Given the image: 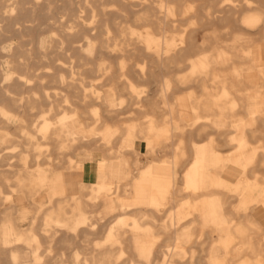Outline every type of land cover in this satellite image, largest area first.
Listing matches in <instances>:
<instances>
[{"label": "bare ground", "instance_id": "1", "mask_svg": "<svg viewBox=\"0 0 264 264\" xmlns=\"http://www.w3.org/2000/svg\"><path fill=\"white\" fill-rule=\"evenodd\" d=\"M242 8L252 10L242 13ZM57 10H62V21L59 28L53 29L55 36L48 48L60 55L64 46L87 39L86 55L80 56L86 66L93 65L85 60L93 54L89 40L98 43L104 54L95 70L98 78L112 89L110 93L115 99L110 101L109 91L87 84L88 76L75 71L70 72L64 86L72 89V93L61 88L53 93L46 90L44 96L53 99L48 105L42 101L39 90L17 93L13 91L17 81L19 84L27 81L39 84L46 79L57 84L65 81L61 74L54 73L58 64L56 67L52 63L34 64L45 62L49 55L41 53L33 58L32 43H21L24 54L20 55L14 47L7 49L0 42V57L10 58L6 64L11 65L14 74L1 75L0 70V79L9 84L4 89L0 86L2 98L10 102L14 99L16 108L25 113H33L39 105L46 122L35 124L34 128L55 147L46 154L43 149L46 145L26 134V144L35 145V165H30L28 155L21 158L16 188H11L10 177L5 176L9 187L5 202L9 206L0 202L3 210L0 264H120L126 253L131 264H139L135 258L149 263L159 255L157 244L163 235L156 231L172 238L174 235V243L168 242L163 256L182 258L193 246L205 254L210 246L213 250L210 264H264V194L252 197L253 190L258 188L253 181L255 177L260 178L264 187V175L257 170L258 167L264 170V109L251 110L247 104L249 99L256 98L257 92L264 99V26L259 29L264 25V0H0V40L7 35L35 39L45 32L43 21H57ZM237 14L240 26L248 31L212 28L202 42L194 41L193 36L212 21ZM130 20L137 25L126 22ZM37 45L39 49L45 47L43 38H39ZM236 62L242 72L237 86L240 93L245 86L250 87L247 96L230 91L229 77L214 76ZM183 63L189 65V73L163 77L159 91L162 102L147 99L144 104L135 80L152 78L148 71ZM22 69L25 72L21 73ZM195 83L200 90L193 97ZM217 83L220 90L215 86ZM172 89L174 100L170 99ZM124 91L128 92L130 107L135 106L130 110L131 116L139 118L128 127L116 122L109 125V117L113 118L121 109L117 106L123 103ZM92 96L98 99V105L92 103ZM91 105L94 108L90 109ZM11 114V106H0L4 120ZM75 116H81L85 128L95 134L92 139L71 130L76 118L67 119ZM172 124L178 127L174 159L160 153L170 147ZM1 134L2 144H9L10 133ZM156 134L163 137L151 139ZM123 136L147 140L148 155L162 162L158 166L163 168L185 162L190 148L193 163L177 191L180 195L189 192L191 197L180 204L175 214L170 213L166 221L159 223L154 213L126 207L122 199L132 196L131 186L109 184L98 173L99 160H116L124 153L131 154L134 172L139 173L143 164L140 153L135 148H122L119 142ZM203 137L208 139L196 141ZM215 140L217 144L213 145ZM225 146L229 149L223 154L221 149ZM77 148L82 153L66 158L67 153ZM156 184L161 190L162 182ZM207 184L213 190L208 195L204 193L209 188ZM223 189L231 195L227 200L221 196ZM13 191L21 193L30 203L21 201L18 207L13 205ZM230 198H241L240 209L252 204L251 212L237 221L235 214L226 213L233 204L228 201ZM205 203L211 206L209 211H201ZM33 210L29 226L21 228L17 221L28 220ZM96 212L98 217L94 215ZM111 214L119 216L112 220L108 230L106 220ZM189 217L193 218L192 223L180 228ZM96 235L103 241L100 249L92 246ZM15 243L21 244V248ZM56 244L63 249L54 254ZM6 258L8 261L3 262Z\"/></svg>", "mask_w": 264, "mask_h": 264}, {"label": "crops", "instance_id": "2", "mask_svg": "<svg viewBox=\"0 0 264 264\" xmlns=\"http://www.w3.org/2000/svg\"><path fill=\"white\" fill-rule=\"evenodd\" d=\"M19 85V83H18ZM17 87H13V91ZM27 88V87H26ZM19 89V86H18ZM28 89V88H27ZM108 96L110 101L114 100L115 97L108 92ZM18 104V102H17ZM45 105H48L49 103H45ZM248 107H251L252 110H254V107L258 108L260 106V103L257 98H251L247 102ZM11 106L13 114H11V117L7 119H3L2 116L0 115V157H1V162H0V189H4L5 195H9V187L5 183L6 177H10L11 179V188H16L17 186V179L19 178V167L21 163V158L24 157L25 155H28L30 158L31 166L35 165V145L32 143L26 144V134H30L32 138H36L37 136V131L35 130L34 126L36 122L43 123V119L41 117V114L36 116L35 113H31L30 111L28 113L21 112V110L17 107L16 104L14 103V99L10 102L8 98H2L0 97V106ZM160 117V116H159ZM161 119V117H160ZM159 119V120H160ZM116 122V116L113 118L109 117L108 123L109 125L114 124ZM73 125H71V130L75 131L78 133V135L84 134L87 137H90L91 139L94 137L95 134L90 133V131L85 128L83 125V120L82 119H76L73 121ZM3 131H7L10 133V138L11 141L8 144L7 148H10L12 151V168L9 170L8 168L5 169V161H4V155L8 154L6 152V148L2 144V137L1 133ZM176 133H178V127L175 124H172L170 126V147L168 149L161 150L160 153L163 155L169 156L172 159L175 157V146L177 144V138H176ZM163 135L161 134H156L153 136L151 139H161ZM89 138V139H90ZM208 138L203 137L199 138L196 141L199 143L205 142ZM228 139V138H227ZM221 140V139H220ZM223 140V139H222ZM127 145H130V147L136 148L137 142H143L146 145V152H140L141 155L147 154L149 152V142L147 140L143 139H129L125 140ZM227 141V140H226ZM229 143V139L227 141ZM217 144V140L214 141L213 145ZM214 148V147H213ZM229 149L228 146H225L224 148L221 149L223 154L227 153V150ZM78 152L82 153L79 148L77 150L67 153L66 158L68 156L74 157ZM7 156V155H6ZM143 163V161H142ZM193 163V156L192 152L190 151V148L188 150V157L185 162L182 164H177L174 162L171 167L169 168H163L162 166H158L163 164L162 162H156L153 159V156L149 158L146 162H144L140 168L139 173L136 175L134 172V167H133V158L127 159V158H121V159H107V160H99L97 163V171L101 175V178L105 179L109 184L113 185H121L122 187L130 185L132 189V196L130 197H123L122 201L124 205L130 209H139V210H144L150 213H154L156 216V219L158 220L159 223L162 221H166L168 218V215L175 214V212L178 210L180 207V204L186 201L189 197H191V194L189 192H182L180 195L177 190H179L183 185V176L185 173L188 171L189 167ZM8 165V164H6ZM259 175L263 174L264 175V170L260 169L259 167L257 168ZM262 171V172H261ZM6 176V177H5ZM162 182L161 190H159V186H157L156 182ZM255 184L258 185V188L255 187L252 193L253 198H259L263 196L264 194V187L260 182L259 177H255L253 179ZM209 188L207 191H204L205 194L208 195L211 194L213 191L212 188H210V185L207 184ZM221 196L223 199L227 200L228 197L231 195L229 192H227L226 189H223L220 191ZM12 199L11 203L17 204V207L21 201H28L24 200L23 197L21 196V193L13 191L12 194ZM207 199V197H205ZM6 201L5 197L2 196L0 193V202ZM230 203H233L231 205V209H227L226 213L232 212L235 214V218L237 221H240L243 216L251 212V207L252 204H249L246 206V208H239V203L241 202V198L238 200V198H230L228 200ZM7 206H9V202L7 201ZM202 207V206H201ZM210 205L205 203V206L201 208V211H209L210 210ZM187 208L184 209L186 212ZM3 210L0 209V217L2 216ZM95 216L98 217V212L94 214ZM119 215L116 214H111L107 217L108 221V230L112 227V220L115 221L116 218ZM192 217H189L186 219V222L183 226L180 228H183L184 226H188L192 223ZM105 221V220H104ZM18 223V221H17ZM157 234L163 235L162 242L158 243L157 245V252L159 255L154 256L151 261L146 263L143 259L141 258H135L136 261H138L139 264H210L212 260V251L210 246L206 248V253L201 254L200 250L197 246H193L189 248V254L188 257L184 258L183 260L179 259H173V258H168L165 259L163 257V252L167 250V245L169 244L168 242L174 243V235L173 238L172 236H166L165 234H161V232H157ZM207 237V236H206ZM172 240V241H170ZM235 242H237L235 240ZM95 248V247H93ZM128 251H130V247L128 246ZM127 251V252H128ZM129 253V252H128ZM129 254H125V256L121 259L120 264H131V259L129 257Z\"/></svg>", "mask_w": 264, "mask_h": 264}, {"label": "rangeland", "instance_id": "3", "mask_svg": "<svg viewBox=\"0 0 264 264\" xmlns=\"http://www.w3.org/2000/svg\"><path fill=\"white\" fill-rule=\"evenodd\" d=\"M74 7H76V5H74ZM220 7H217L216 9L220 10L219 9ZM223 10L225 11L226 8H223ZM252 8H242L241 11L242 13L243 12H246L248 13L249 11H251ZM61 12L62 10H57L56 11V15L55 17L57 18L56 20L57 21H48V19L46 21H43V23L45 24V32L41 35H37L35 39L33 40H29V39H19V35H10V36H4V39H1L0 42L3 43V46L6 47L7 49H10V47H14V49H16V54H24L21 50V43L23 45H27L29 43H32L30 45V47L34 50L33 51V58H35L36 55H40L41 53H46L49 55V57L53 58V59H45L44 61L45 62H40V63H35L34 61V64H49V63H52L53 66H55L56 64L57 65V68H55L56 70L54 71V73H59L61 74V76H63V79L65 82H63V84H57V83H53V82H49L47 79L44 80L43 83H39V84H35V83H32L31 81H27V82H23V83H20L18 85V81L16 82L17 84V88H15V92L17 93H22L23 91H25L27 88V90L29 92L33 91L35 92L36 90H39L40 93H41V96L43 97L41 100L42 101H45V103H49V101H53V99H51L50 97H46L44 96V94H46V90H48L47 92L48 93H53L55 89H58V88H61V89H66L65 91H68L70 93H72V89L69 91L68 88H64V86H66V81H68V75L70 74V72H84L87 76H88V82L87 84H90V85H93L97 88H102V90L104 92H107V91H112V89L105 85V83L98 78V73L96 72L95 68V64L98 62L99 60V57L104 54V52L102 51V49L100 48V46L98 45V43H96L95 41L93 40H89L90 42H92V46H93V54L91 57H85V60L86 61H89L91 63H93V65H86V66H83L82 64V61L80 60V56L81 55H86V43L88 42L87 39H82V40H78L75 44H72L71 45H68V46H64L63 47V50H60V55H57L56 51H54V49L52 48H48V43L50 40H52L53 36L54 35V32H53V29H57L60 27V22L59 21H62V19H60V16H61ZM240 14H237L236 17H233V18H225L223 17L222 19H216L214 21H212V24L210 25H206L204 28H202L200 30V32L196 33L194 36H193V39L195 42L197 43H200L203 41V39L205 38V36L210 32V30L212 28H219L220 30H225L227 27H230V31H248L247 29H245L244 27H241L240 24H239V20H240V17H239ZM222 16H224V13L222 14ZM63 22L66 23L67 22V19H63ZM128 22L129 24H135L134 21H126ZM137 25V24H135ZM264 25H262V27H260L259 29L263 28ZM258 29V30H259ZM117 34V33H116ZM116 34H112L111 37H115ZM43 38L44 40V43H45V47H43V49H39L38 48V40L39 38ZM56 38H59V36H56ZM229 38V37H228ZM232 38V36H230V39ZM10 53V51H8ZM195 54V52L193 53ZM55 59H57V62L55 63ZM10 58L8 56H5V58H2L0 57V70H1V75L3 74H6V73H9V74H12V70L10 69L11 65L10 64H6L7 61H9ZM55 63V64H53ZM38 67V66H36ZM56 67V66H55ZM189 65L187 63H183L179 66H175L173 68H159V69H156L152 72H149L148 71V75H150L152 73L153 77H148V79L146 80H135L136 81V85H138V90H137V93L139 94V97L142 99V101L144 102V104L146 102H148V100H155L157 103H161L162 102V99L160 98L159 96V91L161 90L163 84H162V79L164 76L166 75H171L172 77H176V76H180V75H183V74H186V73H189L190 72V68H188ZM263 67V71H264V65L262 66ZM34 68H35V65H34ZM91 70H93V72H91ZM43 71H46V70H41V72ZM21 73L25 72V69H22L20 70ZM14 75V74H12ZM214 76H220V77H229V82L227 84V87L230 89L231 92H233L234 94H241V95H244V96H247V93H249L251 90H250V87H244L243 88V93H240L239 90L240 88L237 86V83L239 82V79L240 77L242 76V72L240 71V64L239 63H233V65L230 67V68H227V69H221L219 71H217ZM2 77V76H1ZM14 81H12V84ZM30 82V83H29ZM104 83V84H103ZM195 86V89H196V93L193 92L192 93V96L195 97L197 92L200 90V87L197 83L194 84ZM264 85V83H263ZM0 86H1V89H4V87L6 86H9L8 82L5 81L4 79L2 80V78L0 79ZM18 86H19V89H18ZM193 86V85H192ZM216 87H218L217 90H220L221 87H220V84L217 83L215 84ZM27 87V88H26ZM38 87H40L39 89H37ZM175 87V86H174ZM113 92V91H112ZM178 92V91H177ZM128 92L127 91H124L123 92V96L121 97V99L123 100V103L120 105V106H117L120 107L121 109L118 110L116 112V124L117 125H120L122 127H128L135 118H139V115H132L130 114V110L132 108H134L135 106H132L130 107L129 105V96L127 94ZM174 93H175V89H172V92H171V96H170V99L174 100L175 96H174ZM251 95V94H250ZM0 97H2V95L0 94ZM255 97L258 99L259 103H260V108H263L264 109V99L260 98L259 96V93L257 92L255 94ZM92 103H96L94 105H98V99L94 96H92ZM148 99V100H147ZM118 101V100H117ZM94 105H91L90 106V109L94 108ZM258 107V108H259ZM257 108L255 107V110ZM252 110V108H251ZM33 113L36 114V116H38L39 114H41V117L43 119V122L45 123L46 122V118L43 114V112L41 111L40 109V106L37 105V107L35 108V110L33 111ZM9 118L11 117V115L8 116ZM7 117V118H8ZM81 116H75V117H69L67 120H71L73 118H76V119H79ZM134 117V118H133ZM91 118L95 119V116H91ZM102 122V121H101ZM100 121H96L95 124H99ZM37 125L40 124V122H36ZM93 129V130H92ZM92 131L96 130L94 128H91ZM37 135L41 134L39 131L36 132ZM127 136H123L121 139H120V142H119V145L124 148V149H128L130 147V145H127L126 141L125 140H129L130 138H128ZM34 141H39L40 143L46 145L43 149H44V152H46V154H50V151L53 150L55 147L51 146L49 144V139L47 137H40V136H37L36 138H33ZM51 142V141H50ZM8 144H4V147L6 148V152H8L7 156H4L6 158H4V161L6 162L5 163V169L8 168L9 170H11L12 168V151L10 148H7ZM133 148V147H131ZM136 148L140 151V152H143L145 153L146 152V145L145 143L143 142H137L136 144ZM64 154V153H63ZM147 154H139V160L146 162L149 158H151L153 155H148ZM64 155H62L63 159H64ZM97 158L99 157V153L96 154ZM121 158H127V159H131V154H127V153H124L123 155H121V157H119V159ZM0 162H1V157H0ZM30 162V161H29ZM8 164V165H6ZM31 164V162H30ZM135 170V168H134ZM11 180H9L10 182ZM3 189H1V194L3 197H7L5 195V192H2ZM124 197V196H123ZM44 201L47 203L49 202V200L46 198L44 199ZM27 203H30V201H26ZM5 206H7V202H5ZM260 211L261 213H263V210L262 208H260ZM34 213L35 211H31L29 217H28V220L26 221H18V225L21 227V228H27L29 226V219L32 220L34 218ZM264 217V215H263ZM106 228V225L104 226ZM163 239V237H162ZM161 239V240H162ZM162 242V241H160ZM16 244V247H18L19 249L21 248V244L19 245V243H15ZM92 246L95 247L96 249H100L102 246H103V241L101 240V238L99 236H95V238L93 239L92 241ZM54 254H57L58 252H60L62 249H63V246L61 245H58L56 244L54 246ZM74 252H77V249L74 250ZM169 253H171V250H169ZM165 259H168L170 257V255L168 256H163ZM188 257V255H186L185 257H173L174 259H179V260H183L184 258ZM77 259H75L76 261ZM3 262H6L8 261V259H2Z\"/></svg>", "mask_w": 264, "mask_h": 264}]
</instances>
